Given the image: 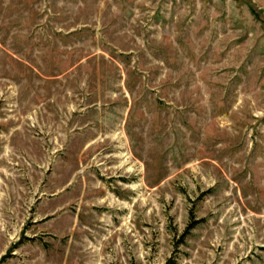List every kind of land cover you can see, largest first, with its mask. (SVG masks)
<instances>
[{"label":"rangeland","instance_id":"obj_1","mask_svg":"<svg viewBox=\"0 0 264 264\" xmlns=\"http://www.w3.org/2000/svg\"><path fill=\"white\" fill-rule=\"evenodd\" d=\"M0 264H264V0H0Z\"/></svg>","mask_w":264,"mask_h":264}]
</instances>
